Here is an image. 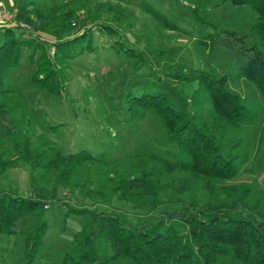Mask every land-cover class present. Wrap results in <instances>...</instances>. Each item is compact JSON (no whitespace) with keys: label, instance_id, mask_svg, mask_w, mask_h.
<instances>
[{"label":"trees","instance_id":"16d2710c","mask_svg":"<svg viewBox=\"0 0 264 264\" xmlns=\"http://www.w3.org/2000/svg\"><path fill=\"white\" fill-rule=\"evenodd\" d=\"M233 1L247 7L249 31L241 34L214 25L206 43L211 49L225 47L237 78L252 83L264 97V0ZM33 3H16L14 24L2 28L0 42V174L15 160H23L31 175L30 196L0 190V233H12L18 218L33 216L21 233L25 262L31 264L41 248L43 202L56 198L58 188L64 187L99 205L118 200L151 206L135 217L102 207L70 208L89 219L63 252L65 264H264V189H257L255 181L235 180L245 160L243 127L254 123L259 109L233 91L225 75L210 69L187 75L178 64L166 76L196 82L189 104L181 89L175 93L177 101L161 91L157 81H147L140 94L127 97L128 124L147 113L153 117L154 151L113 159L107 150L93 154L85 149H40L34 140L33 113L6 79L25 49L35 65L33 85L59 93L64 63L73 57L72 42H82L90 33L56 40L49 53L47 40L36 35L37 24L29 15ZM72 18V13L66 14L65 27Z\"/></svg>","mask_w":264,"mask_h":264},{"label":"rangeland","instance_id":"374dc122","mask_svg":"<svg viewBox=\"0 0 264 264\" xmlns=\"http://www.w3.org/2000/svg\"><path fill=\"white\" fill-rule=\"evenodd\" d=\"M33 2L29 15L37 24L36 35L49 41L45 43L49 53L56 40L90 33L84 41L72 42L75 51L64 63L59 93L51 94L33 85L35 65L29 63L25 49L20 64L6 79L8 87L22 93L33 113L34 140L40 149L53 146L63 153L85 149L93 154L107 150L113 159L134 151H154L151 140L157 132L156 123L147 113L128 124L127 97L140 94L147 81H157L158 88L177 101L175 93L181 89L187 105L196 82L180 83L172 76L167 78L170 67L179 64L187 75L197 69H210L225 75L230 88L260 111L254 123L243 127L247 134L242 148L245 160L235 180L255 181L257 189H264V97L252 83L237 78V67L225 47L211 49L206 43V36L215 31L214 25L241 34L248 32L247 7L233 0ZM4 6L9 12L16 10L8 2ZM67 13L73 15L69 27H65ZM2 38L0 27V42ZM169 84L174 91L169 90ZM48 124L59 127L51 130ZM0 190L30 196L31 175L25 161L15 160L6 167L0 174ZM42 207L41 219L46 226L41 248L31 264H65L61 261L63 252L71 246L73 234L89 219L70 208L102 207L135 217L151 206L118 200L109 206L99 205L59 187L56 198L44 201ZM32 222L33 216L18 218L12 233H0V264H27L22 255L21 233Z\"/></svg>","mask_w":264,"mask_h":264},{"label":"built area","instance_id":"2783aa9c","mask_svg":"<svg viewBox=\"0 0 264 264\" xmlns=\"http://www.w3.org/2000/svg\"><path fill=\"white\" fill-rule=\"evenodd\" d=\"M14 15L10 13L5 7H2L0 9V19L3 23L7 25H13L14 24Z\"/></svg>","mask_w":264,"mask_h":264},{"label":"crops","instance_id":"0c3cea01","mask_svg":"<svg viewBox=\"0 0 264 264\" xmlns=\"http://www.w3.org/2000/svg\"><path fill=\"white\" fill-rule=\"evenodd\" d=\"M8 2V4L10 5V6H16V1L15 0H0V9L2 8V7H6V6H4L6 3ZM9 11V10H8ZM11 13H12V11H10ZM14 13V12H13ZM12 13V14H13ZM14 15V14H13ZM4 26H6V24L5 23H3L2 22V20L0 19V27L1 28H3Z\"/></svg>","mask_w":264,"mask_h":264}]
</instances>
